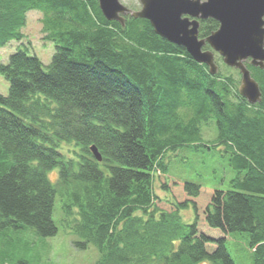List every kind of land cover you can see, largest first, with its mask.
Masks as SVG:
<instances>
[{
    "label": "trees",
    "instance_id": "trees-1",
    "mask_svg": "<svg viewBox=\"0 0 264 264\" xmlns=\"http://www.w3.org/2000/svg\"><path fill=\"white\" fill-rule=\"evenodd\" d=\"M31 10L43 13V40L56 52L48 70L21 49L0 62L10 84L0 94V264H26L5 246L11 231L57 234L59 191L66 214L77 209L75 244L95 245L98 264H235L232 232L249 233L253 264H264V68L247 65L262 91L251 104L241 80L210 74L146 19L128 14L125 28L108 21L97 0H0V48L23 40ZM218 27L201 20L200 38ZM214 122L239 172L232 189L160 176L172 198L160 197L155 173L166 172L167 154ZM63 142L81 148L78 158L67 159ZM189 206L190 224L180 216Z\"/></svg>",
    "mask_w": 264,
    "mask_h": 264
},
{
    "label": "rangeland",
    "instance_id": "rangeland-1",
    "mask_svg": "<svg viewBox=\"0 0 264 264\" xmlns=\"http://www.w3.org/2000/svg\"><path fill=\"white\" fill-rule=\"evenodd\" d=\"M129 8L139 10L140 0H120ZM205 1V0H202ZM43 13L38 10H31L27 13V23L22 29L24 38L22 41L13 40L6 46L0 48V62L7 64L12 54L18 50H24L31 56H37L48 70L56 52L55 43L43 40ZM219 72L224 76H233L240 82V70L226 65L222 57L217 53ZM240 86V85H239ZM10 84L0 74V94L7 96ZM218 130L215 122L210 125H203L201 139L195 144L180 147L176 151H170L165 159L167 170L164 173H155V189L162 198H172L171 194L162 190L160 176L169 180H183L205 187L218 189H232V182L239 175L238 170L232 162L230 152L225 151V146L218 145L216 141ZM61 151L67 159L78 158L81 148L75 143H61ZM49 179L56 184L59 177V169L56 168L48 173ZM67 198L62 192H58L55 198L53 209V220L58 228L57 234L43 238L31 227H24L18 232L11 231L13 239L8 246L12 259L23 260L26 264H98L101 254L98 248L90 244L88 248L81 249L75 242L82 239L75 235L72 230L75 216H69L65 212L64 205ZM183 223H192L195 219L193 206L183 209L180 213ZM227 249L235 264H253L254 250L251 246L250 235L246 232H232L228 235L226 242ZM211 264L210 261H206ZM222 264V263H219Z\"/></svg>",
    "mask_w": 264,
    "mask_h": 264
},
{
    "label": "water",
    "instance_id": "water-1",
    "mask_svg": "<svg viewBox=\"0 0 264 264\" xmlns=\"http://www.w3.org/2000/svg\"><path fill=\"white\" fill-rule=\"evenodd\" d=\"M104 17L126 26V16L148 20L161 37L186 48L191 57L219 71L218 53L229 67L241 72L240 94L251 104L262 100L259 83L245 64L264 68V0H140L135 10L120 0H97ZM213 19L217 30L200 38L201 20ZM209 49H206V46ZM95 158L102 161L98 148L91 146Z\"/></svg>",
    "mask_w": 264,
    "mask_h": 264
},
{
    "label": "flooded vegetation",
    "instance_id": "flooded-vegetation-1",
    "mask_svg": "<svg viewBox=\"0 0 264 264\" xmlns=\"http://www.w3.org/2000/svg\"><path fill=\"white\" fill-rule=\"evenodd\" d=\"M246 65H252L251 63H250V59H248L247 61H246ZM252 66H254V65H252ZM254 67H256V66H254ZM261 68V67H260ZM240 76L242 77V75H241V72H240ZM241 80V79H240Z\"/></svg>",
    "mask_w": 264,
    "mask_h": 264
},
{
    "label": "bare ground",
    "instance_id": "bare-ground-1",
    "mask_svg": "<svg viewBox=\"0 0 264 264\" xmlns=\"http://www.w3.org/2000/svg\"><path fill=\"white\" fill-rule=\"evenodd\" d=\"M245 64H246V61H245Z\"/></svg>",
    "mask_w": 264,
    "mask_h": 264
}]
</instances>
